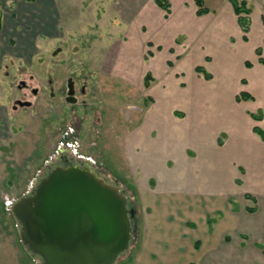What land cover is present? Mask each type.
I'll use <instances>...</instances> for the list:
<instances>
[{"label":"rangeland","instance_id":"1","mask_svg":"<svg viewBox=\"0 0 264 264\" xmlns=\"http://www.w3.org/2000/svg\"><path fill=\"white\" fill-rule=\"evenodd\" d=\"M1 1L0 264H43L22 242L10 202L35 186L51 155L58 156L59 149L72 153L75 146L90 156L94 168L119 182L133 197L135 236L116 264H134L146 236L145 210L127 151L133 147L135 129L160 102L164 105L160 113L168 120L175 112L178 120L187 119L193 99L199 100L206 123L232 118L228 113L235 110L261 108L263 113L257 110V115H264V84L247 79L257 68L264 70L255 53L264 39V4L248 1L252 24L247 42L238 21V25L232 23L236 17L230 0H205L210 12L202 16L194 0H170L168 14L155 0H55L56 9L50 0ZM46 4L51 10L48 19L58 22L51 27L57 29L48 35L37 34L33 26L43 24ZM27 25L25 31L22 27ZM261 47L260 56H264V41ZM197 65L212 77L207 79ZM148 72L152 75L149 85L145 83ZM262 73L256 76L264 78ZM70 76L79 86L80 80L85 82L77 104L65 100ZM21 80L30 87L22 90ZM32 87L39 93L33 94ZM244 90L253 91L255 101L234 103ZM17 98L32 103L14 109ZM75 123L81 129L78 132ZM258 123L264 128V118ZM246 186L247 179H242L240 196H232L228 205L227 195L222 194L172 201L169 218L173 224L166 228L169 241L185 256L196 238L206 251L228 223V213L237 212L245 223V218L240 219L241 207L246 213L249 204L257 206L253 194L245 196ZM226 227L231 243L237 244L236 231L229 224ZM245 232L250 243L264 245L257 230ZM222 248L211 256L225 254Z\"/></svg>","mask_w":264,"mask_h":264},{"label":"crops","instance_id":"2","mask_svg":"<svg viewBox=\"0 0 264 264\" xmlns=\"http://www.w3.org/2000/svg\"><path fill=\"white\" fill-rule=\"evenodd\" d=\"M260 1L264 4V0ZM49 2L54 4L53 7L56 9V1L50 0ZM45 8L42 12L43 24L39 25L40 27L33 26L37 34L48 35L57 29L51 27L53 23L57 27L58 22L53 21L52 23L48 19V17L51 18V10L47 4ZM232 9L237 19L232 23L238 25V15L234 7ZM2 19L4 21V17ZM262 23H264V16H262ZM262 25L264 27V24ZM239 26L242 30L240 23ZM22 28L26 31L29 27L27 25V28ZM57 31L61 30L58 28ZM248 38L243 37V40L250 41V31ZM263 41L256 46L255 53ZM246 66L249 68L252 64L251 66L246 64ZM262 69L257 68L253 71V76L247 79L252 78L264 84V78H261L264 71ZM257 73L261 74L256 76ZM242 84L245 88L248 86V82ZM249 92L254 98L247 100L255 101L256 94L253 91ZM236 94V92L233 93V95ZM237 95L234 103L247 101L237 100ZM198 101L193 99L189 108L190 113L186 114L187 119L182 121L178 120L176 112L169 120L162 117L160 110L164 105L162 106V102L156 103L155 107H151L152 109L144 114L137 125L134 131V143L131 142L133 147L131 148L130 145L127 148L132 163L131 171L139 189V200L145 210L143 221L146 224L145 240L134 264H264L260 263L264 260V245L256 243L255 246L254 240L250 243L248 235L245 234V230H257V237L264 241V212L262 211L264 206V137L254 129L255 126L261 127L258 122L263 120V112L259 110L261 108L235 110L228 113V116L233 115L232 118L211 124L205 122ZM257 110L262 112V119L255 118L259 116ZM261 128L264 130L263 127ZM222 133L225 136L223 140L221 139ZM242 179L244 182L247 179L249 184V187L246 186L245 196L251 197L250 195L253 194L252 199L257 204L253 211L248 209L252 207L249 204L246 207V213L241 207L242 216L240 217L242 218L240 219L245 218V223L238 219L237 212L232 211V215L228 213L229 219L228 223H225V228L219 230L206 251L200 249V239L196 238L190 245L191 250L186 256L179 252L178 245L169 241L167 235L169 230L166 229L173 224L169 218L171 202H182L197 194H222L227 195L226 204L228 205L232 196L241 193ZM228 224L236 231L237 244L231 243L232 239L226 227ZM161 233L163 236L160 235ZM216 248H222L225 254L217 253L211 256L212 252L217 251Z\"/></svg>","mask_w":264,"mask_h":264},{"label":"water","instance_id":"3","mask_svg":"<svg viewBox=\"0 0 264 264\" xmlns=\"http://www.w3.org/2000/svg\"><path fill=\"white\" fill-rule=\"evenodd\" d=\"M132 201L92 166L72 164L49 169L11 209L22 242L43 264H116L135 236Z\"/></svg>","mask_w":264,"mask_h":264},{"label":"flooded vegetation","instance_id":"4","mask_svg":"<svg viewBox=\"0 0 264 264\" xmlns=\"http://www.w3.org/2000/svg\"><path fill=\"white\" fill-rule=\"evenodd\" d=\"M34 75H32L33 77ZM70 80L72 81V90H73V93L72 94H69V83H70ZM85 82L81 81L80 80V86L78 85L77 81L73 78V77H69L68 78V81L66 83V88H65V92H64V96H65V100L66 101H69L71 102L72 104H77L78 102V94L83 92L84 89V84ZM19 87L23 90V89H26V88H29V83H27V81L25 80H21V82L19 83ZM86 87V86H85ZM32 90V93L33 94H38L39 93V90L37 87H32L31 88ZM53 92L56 94L57 91L53 90ZM52 92V94H53ZM70 99V100H69ZM31 101L27 100V99H21V98H17L15 100V104H13V108L16 109L17 107L20 106H26V105H31ZM101 117L100 116H97L96 120H100ZM94 122V121H93ZM75 131L78 132L80 131V127H79V124L78 123H75ZM73 129V130H74ZM77 142V141H76ZM75 146V144H74ZM73 149V148H72ZM75 151L72 152V153H68V152H65L64 150L63 151H58V156L56 153H54L53 155H51V159H48L46 160V162L44 163V168L45 170L43 171V174L42 176L51 168L57 166V165H64V166H69V165H72V164H76V165H80V166H83V165H87V166H92L94 168V165L91 164V161L92 159L90 158V156H86L85 154H83V151L80 152V150L78 149L77 146L74 147ZM96 169V168H95ZM97 170V169H96ZM98 171V170H97ZM99 172V171H98ZM100 175H102L100 172H99ZM40 176L38 178V180L42 177ZM104 177H107L105 175H102ZM37 180V182H38ZM110 180V179H109ZM113 181V180H111ZM36 182V183H37ZM115 183H119L117 181H113ZM120 184V183H119ZM36 185V184H35ZM35 187V186H34ZM34 187H32V189L30 191H28L27 193H31L34 189ZM26 194V193H25ZM24 195V194H23ZM16 200L10 202L12 205L13 203L15 202ZM11 205V206H12ZM12 210V209H10ZM13 212V211H12ZM135 217V216H134ZM133 219V218H132ZM133 222H134V219H133Z\"/></svg>","mask_w":264,"mask_h":264},{"label":"trees","instance_id":"5","mask_svg":"<svg viewBox=\"0 0 264 264\" xmlns=\"http://www.w3.org/2000/svg\"><path fill=\"white\" fill-rule=\"evenodd\" d=\"M155 1L161 8H163L167 12V14L171 12L172 3L170 0H155ZM230 1L234 7L236 14L238 15V20L242 27V30L244 31L243 37L244 39H248V32L250 31V26H251L252 7L249 6L248 0H230ZM195 3L197 5L198 15H203L210 11V8L205 4L206 3L205 0H195ZM1 22H2V11H1V0H0V26H1ZM257 53L259 55L262 54V47H257ZM259 60L260 62L264 63V56H260ZM246 64L248 66H251L250 61H246ZM196 69L200 72H203L206 78L212 77V73L208 71L204 66L197 65ZM151 78H152V75L148 72L145 76V83L147 85L150 84ZM253 98H254L253 94H251L247 90L241 91L237 95V100H247V99H253ZM255 118L262 119V115H259ZM254 129L256 132H258L260 135L264 137V130L260 126H255ZM248 209L250 211H253L255 207L252 206V207H249Z\"/></svg>","mask_w":264,"mask_h":264}]
</instances>
